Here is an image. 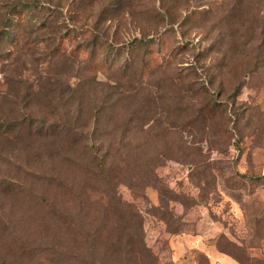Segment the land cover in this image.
<instances>
[{"label":"rangeland","instance_id":"rangeland-1","mask_svg":"<svg viewBox=\"0 0 264 264\" xmlns=\"http://www.w3.org/2000/svg\"><path fill=\"white\" fill-rule=\"evenodd\" d=\"M8 125L0 264H264V0H0Z\"/></svg>","mask_w":264,"mask_h":264},{"label":"crops","instance_id":"crops-1","mask_svg":"<svg viewBox=\"0 0 264 264\" xmlns=\"http://www.w3.org/2000/svg\"><path fill=\"white\" fill-rule=\"evenodd\" d=\"M173 240L171 249L174 264H193L196 253L198 251L204 252L199 248V245L189 242L188 235L174 236Z\"/></svg>","mask_w":264,"mask_h":264},{"label":"trees","instance_id":"trees-1","mask_svg":"<svg viewBox=\"0 0 264 264\" xmlns=\"http://www.w3.org/2000/svg\"><path fill=\"white\" fill-rule=\"evenodd\" d=\"M18 17L15 18V20H12L13 22L11 23V28L13 29H19L21 27H23L25 24H24V20L22 19V17H20V13L17 15ZM18 31V30H17ZM9 35L6 34V38L8 37ZM19 37L18 33L15 34L14 36V44L16 45V39ZM104 66L105 63L103 62H98V64L94 65V64H91L90 67H89V71H92V70H95V71H98L100 69V66ZM8 127V128H7ZM6 127V129H2L0 127V134L1 135H4L5 137H9L8 136V131H15L16 127H11V125H8ZM68 133V129L67 128H59V129H56L54 131L51 132V134L53 135H60V134H67Z\"/></svg>","mask_w":264,"mask_h":264}]
</instances>
